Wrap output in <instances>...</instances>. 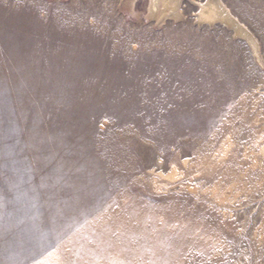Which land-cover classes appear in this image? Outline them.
Instances as JSON below:
<instances>
[{
  "label": "rangeland",
  "instance_id": "obj_1",
  "mask_svg": "<svg viewBox=\"0 0 264 264\" xmlns=\"http://www.w3.org/2000/svg\"><path fill=\"white\" fill-rule=\"evenodd\" d=\"M128 1L0 0V264H264V0Z\"/></svg>",
  "mask_w": 264,
  "mask_h": 264
},
{
  "label": "bare ground",
  "instance_id": "obj_2",
  "mask_svg": "<svg viewBox=\"0 0 264 264\" xmlns=\"http://www.w3.org/2000/svg\"><path fill=\"white\" fill-rule=\"evenodd\" d=\"M184 1L198 7L196 17L200 25L221 23L254 44L255 40L251 33L231 14L223 0H205L202 3L196 0H150L149 13L159 22L168 19L179 21L183 18L180 6ZM128 2L133 5L135 0Z\"/></svg>",
  "mask_w": 264,
  "mask_h": 264
}]
</instances>
